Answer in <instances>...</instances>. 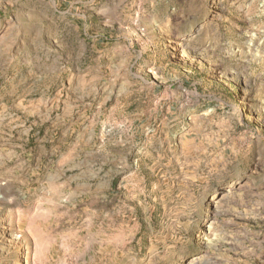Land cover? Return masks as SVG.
I'll return each mask as SVG.
<instances>
[{
  "label": "rangeland",
  "instance_id": "obj_1",
  "mask_svg": "<svg viewBox=\"0 0 264 264\" xmlns=\"http://www.w3.org/2000/svg\"><path fill=\"white\" fill-rule=\"evenodd\" d=\"M0 264H264V0H0Z\"/></svg>",
  "mask_w": 264,
  "mask_h": 264
}]
</instances>
